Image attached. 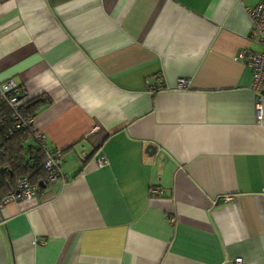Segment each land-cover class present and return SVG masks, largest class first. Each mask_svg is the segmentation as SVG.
<instances>
[{"label": "crops", "instance_id": "0c3cea01", "mask_svg": "<svg viewBox=\"0 0 264 264\" xmlns=\"http://www.w3.org/2000/svg\"><path fill=\"white\" fill-rule=\"evenodd\" d=\"M257 1L0 0V78L50 98L69 175L1 207L0 264H264Z\"/></svg>", "mask_w": 264, "mask_h": 264}, {"label": "built area", "instance_id": "2783aa9c", "mask_svg": "<svg viewBox=\"0 0 264 264\" xmlns=\"http://www.w3.org/2000/svg\"><path fill=\"white\" fill-rule=\"evenodd\" d=\"M246 9L249 13L252 30L251 38L262 45L261 49H251L242 47L236 57H242L251 66L252 79L250 87L255 95V107L258 115H261L264 102V0H258L254 5H247ZM183 81V78H179ZM29 96L25 90L14 80L13 77L0 78V125L5 123L11 116V124L7 129L0 133V155L4 152L2 140L9 132L18 127H27L37 142L42 146L44 152V166L46 168V180L54 181L60 179L64 183L69 177L64 172L61 163L63 161V151L61 147L50 145L45 140V134L36 121V114H30L22 111L21 104ZM5 103L3 108L1 104ZM99 165L108 161L105 153L96 156ZM41 189L38 183H32L26 175L20 176L15 185L10 188L5 195L0 198V209L7 201H30L38 202L37 191ZM153 191H161L160 188H153ZM224 199L231 198L230 194H224ZM1 212V211H0ZM237 261H241V257H236Z\"/></svg>", "mask_w": 264, "mask_h": 264}, {"label": "trees", "instance_id": "16d2710c", "mask_svg": "<svg viewBox=\"0 0 264 264\" xmlns=\"http://www.w3.org/2000/svg\"><path fill=\"white\" fill-rule=\"evenodd\" d=\"M44 94L27 97L21 104L22 111L36 113L38 108L49 101ZM3 108L6 104H1ZM11 116L0 125V133L11 124ZM4 152L0 155V198L15 185L16 180L26 175L30 182L40 186L46 184V168L44 166V152L42 146L27 127H18L3 137Z\"/></svg>", "mask_w": 264, "mask_h": 264}, {"label": "water", "instance_id": "95a60500", "mask_svg": "<svg viewBox=\"0 0 264 264\" xmlns=\"http://www.w3.org/2000/svg\"><path fill=\"white\" fill-rule=\"evenodd\" d=\"M155 148V145L153 143H148L146 146L147 151L152 152Z\"/></svg>", "mask_w": 264, "mask_h": 264}]
</instances>
